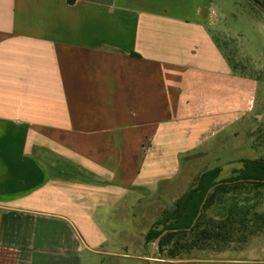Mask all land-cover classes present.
Returning <instances> with one entry per match:
<instances>
[{
    "label": "crops",
    "instance_id": "1",
    "mask_svg": "<svg viewBox=\"0 0 264 264\" xmlns=\"http://www.w3.org/2000/svg\"><path fill=\"white\" fill-rule=\"evenodd\" d=\"M221 24L214 0H0V264L115 255L121 202L175 196L183 161L241 136L259 80ZM208 254L264 264V234Z\"/></svg>",
    "mask_w": 264,
    "mask_h": 264
},
{
    "label": "rangeland",
    "instance_id": "2",
    "mask_svg": "<svg viewBox=\"0 0 264 264\" xmlns=\"http://www.w3.org/2000/svg\"><path fill=\"white\" fill-rule=\"evenodd\" d=\"M214 1L222 21L219 29L214 31L215 37L237 71L259 80L255 92L258 106L251 114L249 125H245L241 136H218L213 142L214 152L210 155L190 166L183 161V173L177 180L180 190L175 196L165 197L161 194L150 198L145 195L140 202H134L132 207L131 204L127 206V203L121 202L118 219L114 221L113 228L105 226V231H111L114 238L113 244L107 248H112L116 254L98 255L94 264H219L208 261L212 257L208 254L211 250L207 249L206 252L194 249L182 253L178 260L196 257L200 261L180 263L174 261L177 259L167 258L166 252L158 248L159 242L146 240V234L155 222L196 185L202 171L221 166L219 179H225L233 174L234 168L242 166L243 159L264 158V9L252 0ZM220 140H223V144ZM235 201L241 206L251 208L249 216L254 212L263 213L264 189L244 188L218 197L217 203L206 214L216 218L225 216L229 206ZM262 225L260 233L264 232V223ZM232 245L239 246L237 243ZM249 248L253 249L252 246ZM252 249L249 253L254 254Z\"/></svg>",
    "mask_w": 264,
    "mask_h": 264
},
{
    "label": "trees",
    "instance_id": "3",
    "mask_svg": "<svg viewBox=\"0 0 264 264\" xmlns=\"http://www.w3.org/2000/svg\"><path fill=\"white\" fill-rule=\"evenodd\" d=\"M264 9V0H252ZM222 167L215 166L203 171L192 187L177 203L157 220L146 234V240L156 242L169 259H179L184 252L197 250H224L233 243L242 246L263 229L264 212H254L235 201L225 216L216 218L206 211L216 204L217 198L244 188L264 189V158L243 159L242 166L233 174L219 179ZM253 217L255 219H252ZM159 226H161L159 228ZM234 246V247H239Z\"/></svg>",
    "mask_w": 264,
    "mask_h": 264
},
{
    "label": "water",
    "instance_id": "4",
    "mask_svg": "<svg viewBox=\"0 0 264 264\" xmlns=\"http://www.w3.org/2000/svg\"><path fill=\"white\" fill-rule=\"evenodd\" d=\"M176 207H177V204H173V205H172V210H174ZM166 232H167V230H164V231L162 232V234H161L160 236L157 237V239H156V243L159 242L161 236H162L164 233H166Z\"/></svg>",
    "mask_w": 264,
    "mask_h": 264
}]
</instances>
